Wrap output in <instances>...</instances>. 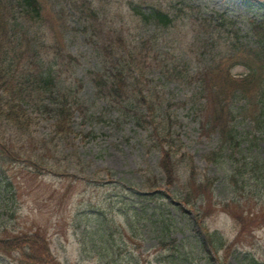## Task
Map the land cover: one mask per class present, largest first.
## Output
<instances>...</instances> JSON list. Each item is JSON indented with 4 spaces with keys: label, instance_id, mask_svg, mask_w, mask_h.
I'll list each match as a JSON object with an SVG mask.
<instances>
[{
    "label": "rangeland",
    "instance_id": "1",
    "mask_svg": "<svg viewBox=\"0 0 264 264\" xmlns=\"http://www.w3.org/2000/svg\"><path fill=\"white\" fill-rule=\"evenodd\" d=\"M119 1L125 10L130 2H140ZM156 2L167 10L174 8L179 13L174 24L161 28L149 22L139 27V33L138 29H133L136 32L133 35L152 39L150 44L155 48L143 58L146 66L144 92L151 90L148 94L155 101L162 99L166 104L169 101L174 103L165 114V124L158 127V134L152 126L140 128L131 119L120 122L117 112L102 106L104 103L95 97L94 88L87 82L85 74L86 67L95 64V58L90 56V47L78 30L66 33L59 5L49 6L51 12L46 29L53 31L55 36L46 35V42L38 43L37 39V36L47 33L44 29L42 33L27 23L20 24L28 31L25 36L35 40L38 48L47 46L46 53L58 54L65 61L81 57V60L76 59L77 64L82 63L77 74L69 69L60 74L75 86L67 91L68 101L73 103L75 98L79 101L72 109L74 131L67 137L55 134V109H38L32 101L26 104L27 114L31 116L29 129L21 128L17 133L16 128L9 125L7 142L14 151V159L7 157L6 161L1 160L5 170L0 175V238L35 234L64 264H253L254 259L257 264H264V198H254L251 187L247 185L244 192L247 201L243 205L232 203L228 207L223 204L234 196L235 181L239 180L240 184L245 182L239 174V167L248 172L246 175L264 177V134L258 132L260 138H254V151H248L245 139L241 149L235 153L239 161H232L233 156L229 155L232 152L219 150L217 134H202L199 120L191 110L195 101V83L191 77L196 70L213 63L215 67L222 59L225 62L223 66L232 62L226 54H229L234 41L231 29L227 27L229 23L224 25L219 19L209 25L208 20H211L212 14L219 18L229 16L234 22L232 28L239 31L241 40L245 41L243 37L249 20L264 19V0ZM116 6L122 10L120 4ZM105 28L108 29L105 35H112L109 27ZM218 30H221L220 39L215 40ZM24 50L19 51L21 56L26 55ZM231 71L241 76L248 70L245 65L236 64ZM34 72L37 73L38 69ZM77 75L83 79L80 90L75 85H79ZM36 94L33 98H37ZM170 124L175 130L173 135L176 140L172 146L179 148L180 153H186L182 168L185 169L188 163L191 166L190 161L193 160L201 179L214 178V196H206L207 204L203 205L205 223L214 231L215 243L228 245L220 247L214 259L203 257L202 248L196 241L199 223L195 225L193 213L183 216L176 210L172 218L173 226L166 242L175 244L176 250H164L159 236L151 233V225L141 224L140 232L135 234L136 225H128V216H133L124 210L122 202L126 198L135 208V187L147 188L148 185L163 182L161 188L169 193L175 187L183 189L185 178L168 189L159 163L163 146L167 148L168 143L158 137L169 133L165 126ZM251 127L240 125L243 138ZM214 150L217 162L207 158ZM1 153L0 156L3 155ZM26 153L45 162L48 168L34 166L25 157ZM254 159L260 161L259 165L258 162L255 165ZM187 175L189 177L190 173ZM106 178L122 184L105 183ZM122 186L128 190L123 191ZM211 190L210 186L206 188V194L211 195ZM258 191L264 195V187ZM102 211L110 218L105 227L116 232L115 245L108 244L107 250L101 241ZM9 255L0 254V264H15L17 251Z\"/></svg>",
    "mask_w": 264,
    "mask_h": 264
},
{
    "label": "trees",
    "instance_id": "2",
    "mask_svg": "<svg viewBox=\"0 0 264 264\" xmlns=\"http://www.w3.org/2000/svg\"><path fill=\"white\" fill-rule=\"evenodd\" d=\"M156 1H132L125 10V6L119 0H0V151L3 154L0 156V175L5 170L1 160L6 161L7 157L14 159V151L7 142V129L9 125L15 127L17 133L21 128L29 129L31 116L27 114L26 104L31 101L38 109H55V134L67 137L74 131L72 109L79 99L75 98L73 103L68 101L67 91L72 89L74 84L68 82V78L60 77V74L65 69L75 71L77 74L82 63L77 64L76 59L81 60V57L77 56L65 61L58 54L46 53L47 46L41 47V45L38 48L37 42L25 36L28 31L20 25L27 23L42 33L44 29L47 33L37 36L38 43L46 42V35L55 36L53 31L48 32L46 29L47 17L51 12L50 4L59 5V13L64 17L66 33L70 28L78 30L85 39L86 45L90 47L89 54L95 58L93 59L95 64L86 67L85 74L87 82H90L94 88L95 97L104 103L102 106L115 110L120 122L131 119L140 128L152 126L155 134H158V127L162 123L165 124V114L174 103L169 101L166 104L162 99L155 101L148 94L151 90L144 92L146 84L143 78L146 76L144 70L146 66L143 64V58L155 48L150 44L152 39L145 36L136 38L133 35L136 33L133 29H138L137 33H139V27L149 22L161 28L171 27L174 24L179 13L174 8L167 10ZM116 4H120L122 10H118ZM210 19L209 25L219 19L224 25L229 23L227 27L231 29L234 41L230 46L229 54L227 52L226 54L232 62L223 66L225 62L222 59L215 67L213 63L196 70L195 75L191 77L195 83V101L191 110L194 117L199 120L202 134L208 136L217 134L219 150L228 149L232 152L229 154L233 156L232 161L238 162L239 156L235 153L241 149L243 141L247 139L248 151H254V138H260L258 132L264 134V19L249 20L243 37L245 41L241 40L239 31L232 28L234 22L232 23L233 19L229 16L219 18L212 14ZM107 26L109 31H112V35H105L108 32L105 28ZM220 33L221 30H218L215 40L220 39ZM197 37L199 38L200 34ZM21 49L27 52L26 55L19 54ZM236 64L245 65L247 73L241 76L233 74L230 68ZM34 69H38V72L35 73ZM77 78L79 85L75 80L73 82L80 90L83 79L78 75ZM36 92L37 98H33ZM50 105L53 106L50 108ZM241 124L252 126L250 130L248 129L246 138H243ZM165 128L169 133L158 139L166 140L168 147L163 146V155L159 163L164 171V182L169 188L176 186L183 178L186 179L185 181L183 179L182 190L177 187L171 190L172 195L180 198V201L171 200V195L164 190L144 194L141 189H133L137 196V200L134 201L137 203L135 208L126 201V198L122 202L124 210L131 212L133 216H128V225L131 227L136 225L133 234L140 230L141 224L151 225V233L159 236L163 244L162 248L176 250L175 244L166 242L167 235L172 230V218L175 217L176 210L183 216L193 213L195 225L199 223L197 228L199 236L196 241L202 248L203 257L214 259V254L218 253L220 247L228 246L225 243H215V233L205 223L203 205L207 204L206 196H214L212 186L214 178L201 179L198 166L193 160L190 161L191 166L188 163L185 169L182 168L184 165L182 159L186 157V153H180L179 148L172 146L176 141L172 124ZM215 151L207 155L208 160L218 161ZM24 155L37 168L46 164L30 154ZM244 157H247V154H244ZM257 162L259 165L260 161L254 159L255 165ZM242 170L243 168L239 167V174L245 182L240 184L239 180L235 181L236 192L228 201L223 202L225 206L229 207L232 203L243 205L247 201L246 194L244 195L247 185L251 187L250 192L254 198H264L262 193H258V190L264 187V177L246 175L248 172ZM188 173H190L189 177H187ZM160 186L162 185L156 183L149 188L156 189ZM209 186L212 189L211 195L205 192ZM122 188L123 191L128 190L125 186ZM137 207H140L138 211ZM109 221V216L102 211L101 241L106 250L108 244L114 246L116 242V232L110 230V227H105ZM14 251H17L18 264H64L54 256L45 241L35 234L0 238V254L8 256Z\"/></svg>",
    "mask_w": 264,
    "mask_h": 264
}]
</instances>
